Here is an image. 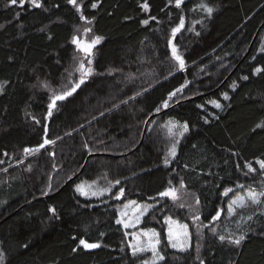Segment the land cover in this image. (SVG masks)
<instances>
[{"label":"trees","instance_id":"obj_1","mask_svg":"<svg viewBox=\"0 0 264 264\" xmlns=\"http://www.w3.org/2000/svg\"><path fill=\"white\" fill-rule=\"evenodd\" d=\"M143 2L83 0L77 13L67 0H40L39 8L0 0V264H137L116 222L124 201L155 203L141 223L154 228L170 211L158 194L183 181L205 225L222 209L225 188H264L255 163L264 160V128H256L264 121V0H183L180 8L175 0H147V12ZM81 14L103 38L92 74L48 116L46 86L57 88L71 66ZM181 17L184 27L172 37ZM257 67L262 72L254 75ZM155 132L164 135L151 141ZM45 138L54 143L25 154ZM248 163L255 173H247ZM80 184L110 191L81 195ZM213 229L199 259L174 258L163 242L157 264H264V204ZM241 234L238 247L229 243ZM80 239L100 247H77Z\"/></svg>","mask_w":264,"mask_h":264},{"label":"snow or ice","instance_id":"obj_2","mask_svg":"<svg viewBox=\"0 0 264 264\" xmlns=\"http://www.w3.org/2000/svg\"><path fill=\"white\" fill-rule=\"evenodd\" d=\"M31 4V6L35 8L41 7L40 0H10L11 5H19L20 7H23L25 3ZM183 0H175V7L180 8ZM67 3L73 6L77 13L82 12L81 5L83 4V0H67ZM91 7L95 9L97 7L96 3H92ZM140 7L145 11H149V5L147 3V0H144L142 4H140ZM208 16H211L214 9L207 6L205 3H201L199 6ZM154 19V17H153ZM80 20L87 25L92 24V20L86 18L83 14L80 15ZM144 25L148 24V20H143L141 22ZM184 27V19L181 17L180 24L172 29V37H175V35ZM79 31V29H78ZM92 32V29L89 27H85L83 29V35L88 36ZM103 38L100 36H92L91 39H82L76 35L72 37V44L76 46V50L79 53H82V56L78 59V71L80 72V80L78 83L72 84L71 88L67 91L61 92V93H53V95L50 97V103L48 104V116L52 115L53 109L57 105V101H62L66 99L67 97L71 96L83 83H85L88 76L92 74L91 64H92V55H93V49L96 47L97 44L101 42ZM169 48L171 50V57L172 59L177 63L179 68L182 70L184 68V59L180 55L178 49L173 44L172 39L169 40ZM75 59V57H74ZM87 65V66H86ZM262 72V69L257 67L254 69L253 74H259ZM243 79H248L247 76L243 77ZM46 86V85H45ZM184 85H182L180 88L175 89L172 92L168 93V98L164 101H162V104L160 107L167 108L169 106V101L173 99V97L176 96V94L180 91H182ZM224 99H228L227 94H225ZM208 103H211L215 108L219 109L221 108V105L217 103L215 100L209 101ZM160 111V108H157V112ZM207 122V121H205ZM165 127H167L168 132L171 134L172 129L176 127L175 122L169 121ZM183 128V131L179 132L180 136H183L185 132H187L188 128L187 125L181 126ZM256 128H264V121L261 123H258L256 125ZM47 134V126H45V135ZM54 143V141H51L47 138L43 140V143L38 145L36 148H25L24 152L25 154H33L38 152L40 149L44 148L45 145ZM179 143V141H176L172 145V147L169 149L168 156L169 157H175L176 155V144ZM169 160L166 158L164 161L165 167L168 166ZM259 166V171L262 176H264V160H256L255 162ZM247 168V173H255L257 171L256 168L252 166L251 163H248L245 165ZM245 173V174H247ZM117 184L119 181L116 182ZM185 185L183 184V181L180 183V188L183 189ZM237 188L243 189V185H237ZM91 189V185H85L80 184L77 185L76 191L80 193L81 195H88V190ZM110 191V189H101L99 190V194H103L104 192ZM233 189L231 188H225L223 195L227 196L230 192H232ZM46 194V193H45ZM93 195H96V192L92 193ZM123 194V189L120 190V192L116 195V198L119 199L120 196ZM161 197H167L174 202L177 201L179 197V190L174 187L166 188L164 191L160 192L158 194ZM199 203V201H197ZM264 204V188H262L260 191H257L256 189H253L251 187L247 188L242 193H237L234 195V197L230 200L228 203L227 208V216L231 217L237 214L238 210H243L245 208H248L250 206L254 205H261ZM130 205H136V201H130L129 204L125 205V209H128ZM183 207V205H180ZM49 211L55 214L54 208H49ZM148 211L147 207H139L137 208L138 214H135L133 218L125 220L124 217L128 216L127 211H121L120 216L121 219H118L116 222L117 224H122L124 228H130L135 227L136 224L140 222V218ZM221 216V212L218 210L214 216H212V221L215 222L218 220ZM195 219L199 220V216H196ZM248 219H251V217H248ZM164 223L167 225V238L168 243L171 247L177 248L181 251L185 250L188 246L189 241V232H188V226L184 224H177L175 221H173L169 217L164 218ZM215 232V230L213 229ZM127 235V233H126ZM75 239V238H74ZM219 239L221 242L225 240L224 236H220ZM245 239V236L241 234L239 237L235 239L229 240V243L233 244L234 246H239L241 242ZM160 244V234L154 231L153 229H148L147 231H142L140 233H137L133 235V243L129 245V247L132 250V255L135 257L138 254L151 251L153 255V259L151 262L144 261V264H157V260H163L164 257L160 255L158 251V247ZM83 247L86 250L90 249H96L100 247L98 243H89L85 239H80L79 244L77 247ZM77 249L73 248V251L75 252ZM3 259V254H0V260Z\"/></svg>","mask_w":264,"mask_h":264},{"label":"rangeland","instance_id":"obj_3","mask_svg":"<svg viewBox=\"0 0 264 264\" xmlns=\"http://www.w3.org/2000/svg\"><path fill=\"white\" fill-rule=\"evenodd\" d=\"M85 27L91 28V24L87 25L81 21L80 24L75 27L74 35H76L82 39H91V37L94 36L92 32L90 34H88V36L83 35V29ZM78 29H79V31H78ZM73 47L75 48L74 49L75 59L74 58L72 59L71 66H69V68L66 70L65 75L62 78V83L57 88H55L54 86L52 87L51 85L46 86L48 89V93H49L50 97L53 95V93H61V92L69 90L71 88L72 84L78 83L80 80L81 74L77 69H78V59L82 56V53H79L76 50L75 45H73ZM93 51H94V49H93ZM261 51H264V49L263 50L261 49ZM92 58H93V55H92L91 59ZM58 102L59 101H57V104H58ZM146 131H147L146 129H143L142 134H140V138H139L140 143L143 142ZM172 131H173V129H172ZM154 134L155 135H153L150 139L151 141L158 138V136L161 137L164 135V133L158 134V132H155ZM171 143L172 142H170V144ZM171 146H170V148H171ZM169 149H168V151H169ZM168 151H167V153H168ZM34 167L35 166H32L33 172L36 170V168H34ZM0 173H2V171H0ZM243 186H244L243 189L234 188L233 191L230 192L226 196V198H225L226 201H224L222 209L219 210L221 212L220 218L218 220H216L215 222H213L211 220L209 223L204 225V224H202V222H200V220L195 219L196 213H197V206H196L194 196L191 193L187 192V190H185V188L181 189L179 182L172 183L170 187H174V188H177L179 190V197L180 198L174 202L173 200H171L167 197H162V198H166L169 201V203H170L169 210L170 211L168 210L169 213L165 216H162L161 221L158 220L159 222H157V224L154 226V228H148V229H153L154 231H156L157 233L160 234V244L158 247V251H159L160 255L163 256L164 252L162 249V244H163V242H165L164 248L170 249L174 253V258H176V257L177 258H179V257L184 258V257H187V255H188V258L193 259V257H194V259H199V257L201 256V247H203L202 245L205 243V241L208 238L209 234L211 233L212 229L216 226V224L218 222L229 218V216H227V208H228V203L230 202V200L234 197L235 194L242 193L247 188H249L245 185H243ZM93 192H96L97 193L96 195L99 194V191H97L96 188L91 187V189L88 190L87 196H94L92 194ZM231 194L233 195L232 197H231ZM129 202H130L129 200H126V201H124V203L122 205L118 206V219L122 218L120 216L121 211H127L128 216L124 217L123 219L128 220V219L133 218V216L135 214H138V212H137L138 206L139 207H147V209H148V211L140 218V222L138 224H136L135 227H130V228L126 229L121 224L125 230V233H127V235H125L126 240H127L126 245H127L128 249L130 250V252L132 253V250L129 247V245L131 243H133V235L140 233L142 231L148 230V229L141 228V223H142V220L146 216L150 215L151 211H154L152 209L155 207V203H153V204L136 203V205H130L128 209H125V205L129 204ZM180 205H183V207H181ZM250 207L245 208V209H249ZM164 211H166V208L164 209ZM165 217L171 218L177 224H184V225L188 226L189 241H188V246L186 247L185 250L181 251V250H179L177 248H173L169 245L168 238H167V225L164 223ZM151 218H153V217L151 216ZM195 236H196V239H195ZM135 259H138L137 264H144V261L151 262L153 259V255H152L151 251H147V252L138 254L135 257ZM160 261H162V260H157V263Z\"/></svg>","mask_w":264,"mask_h":264},{"label":"water","instance_id":"obj_4","mask_svg":"<svg viewBox=\"0 0 264 264\" xmlns=\"http://www.w3.org/2000/svg\"><path fill=\"white\" fill-rule=\"evenodd\" d=\"M31 203V202H30ZM30 203H27V204H30ZM27 204H25L24 206H26Z\"/></svg>","mask_w":264,"mask_h":264}]
</instances>
